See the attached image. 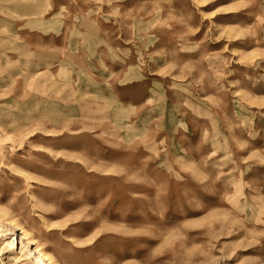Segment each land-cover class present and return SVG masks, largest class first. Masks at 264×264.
Returning <instances> with one entry per match:
<instances>
[{
    "label": "rangeland",
    "instance_id": "obj_1",
    "mask_svg": "<svg viewBox=\"0 0 264 264\" xmlns=\"http://www.w3.org/2000/svg\"><path fill=\"white\" fill-rule=\"evenodd\" d=\"M0 264H264V0H0Z\"/></svg>",
    "mask_w": 264,
    "mask_h": 264
},
{
    "label": "bare ground",
    "instance_id": "obj_2",
    "mask_svg": "<svg viewBox=\"0 0 264 264\" xmlns=\"http://www.w3.org/2000/svg\"><path fill=\"white\" fill-rule=\"evenodd\" d=\"M0 227H1V229H5V224H3V223H0ZM39 259H40V264H45V262L43 261V257L41 256V255H39V257H38Z\"/></svg>",
    "mask_w": 264,
    "mask_h": 264
}]
</instances>
